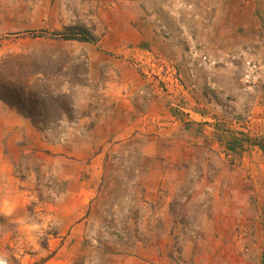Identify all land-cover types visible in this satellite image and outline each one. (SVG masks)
<instances>
[{"label": "rangeland", "instance_id": "rangeland-1", "mask_svg": "<svg viewBox=\"0 0 264 264\" xmlns=\"http://www.w3.org/2000/svg\"><path fill=\"white\" fill-rule=\"evenodd\" d=\"M57 48L72 120L0 99L7 264H264V0H0V59Z\"/></svg>", "mask_w": 264, "mask_h": 264}, {"label": "trees", "instance_id": "trees-1", "mask_svg": "<svg viewBox=\"0 0 264 264\" xmlns=\"http://www.w3.org/2000/svg\"><path fill=\"white\" fill-rule=\"evenodd\" d=\"M41 36L45 31H31ZM53 35L64 40L94 41L83 31L70 29ZM87 60L67 51L50 49L0 59V99L10 103L41 130L60 128L72 120L75 107L71 91L89 86Z\"/></svg>", "mask_w": 264, "mask_h": 264}, {"label": "built area", "instance_id": "built-area-1", "mask_svg": "<svg viewBox=\"0 0 264 264\" xmlns=\"http://www.w3.org/2000/svg\"><path fill=\"white\" fill-rule=\"evenodd\" d=\"M0 264H7V261L2 256H0Z\"/></svg>", "mask_w": 264, "mask_h": 264}]
</instances>
